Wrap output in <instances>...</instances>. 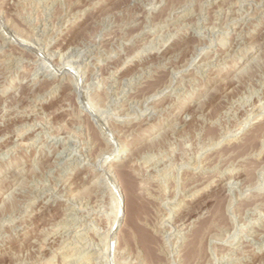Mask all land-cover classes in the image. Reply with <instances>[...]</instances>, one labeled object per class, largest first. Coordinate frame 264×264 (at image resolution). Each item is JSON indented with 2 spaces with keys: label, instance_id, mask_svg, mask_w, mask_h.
<instances>
[{
  "label": "rangeland",
  "instance_id": "rangeland-1",
  "mask_svg": "<svg viewBox=\"0 0 264 264\" xmlns=\"http://www.w3.org/2000/svg\"><path fill=\"white\" fill-rule=\"evenodd\" d=\"M0 264H264V0H0Z\"/></svg>",
  "mask_w": 264,
  "mask_h": 264
},
{
  "label": "bare ground",
  "instance_id": "bare-ground-1",
  "mask_svg": "<svg viewBox=\"0 0 264 264\" xmlns=\"http://www.w3.org/2000/svg\"><path fill=\"white\" fill-rule=\"evenodd\" d=\"M88 7V6H87ZM178 18V17H177ZM147 35V34H146ZM78 45H80V44H78ZM82 46V45H81ZM78 47V46H77ZM83 47V46H82ZM86 47V46H85ZM75 48V47H74ZM85 51V50H84ZM82 61V60H81ZM131 62V61H130ZM91 74V73H90ZM79 84V83H78ZM180 86V85H179ZM78 87V86H77ZM181 89V88H180ZM160 92V91H159ZM162 92V91H161ZM156 95V94H155ZM149 96V95H148ZM152 96H153V94H152ZM89 107V106H88ZM10 118V117H9ZM181 118V117H180ZM44 136V135H43ZM40 137V136H39ZM65 149V148H64ZM59 150V149H58ZM62 150V149H61ZM80 152V151H79ZM82 154V153H81ZM85 154V153H84ZM80 162V161H79ZM110 165V164H109ZM100 167V166H99ZM109 170V169H108ZM107 181H108V183H109V185H111L112 186V189L114 188V190L116 191V193H117V200H118V205H121V199H120V196H119V191H117L118 189H117V187H116V185H115V181L113 180V178L111 177V175H110V173L108 172V174H107ZM104 180V179H103ZM72 183V182H71ZM230 183V182H229ZM108 185V186H109ZM228 185V184H227ZM189 187V186H188ZM17 189V188H16ZM114 191V192H115ZM191 191H192V189H191ZM198 192V191H197ZM115 193V194H116ZM186 198V197H185ZM189 198V197H188ZM191 198V197H190ZM179 202V201H178ZM178 205V204H177ZM52 206V205H51ZM186 206V205H185ZM52 208V207H51ZM188 208V207H187ZM117 222H118V218H117V220L114 222V224L116 225L117 224ZM115 225H113L112 227V229L110 230V232L111 233H109V235H110V237H111V240L113 239V237H114V230H115ZM173 228V227H172ZM176 228V227H175ZM180 229V228H179ZM138 231V233L140 234V235H142L141 234V232H139V230H137ZM169 231H171V230H169ZM255 231V230H254ZM162 232V231H161ZM181 234V233H180ZM171 236V235H170ZM197 236H199L198 234H197ZM109 237V238H110ZM110 240V239H109ZM198 242H199V239H198ZM243 245V244H242Z\"/></svg>",
  "mask_w": 264,
  "mask_h": 264
}]
</instances>
